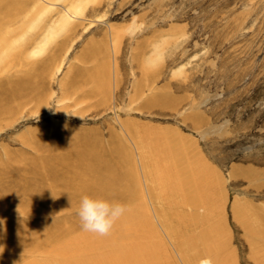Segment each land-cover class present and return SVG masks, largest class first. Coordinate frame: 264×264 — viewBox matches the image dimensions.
Segmentation results:
<instances>
[{"label":"rangeland","instance_id":"1","mask_svg":"<svg viewBox=\"0 0 264 264\" xmlns=\"http://www.w3.org/2000/svg\"><path fill=\"white\" fill-rule=\"evenodd\" d=\"M3 2L0 18L9 8L18 19L8 27V45L0 43V82H8L7 92L25 96L0 99V167L6 172L0 175V200L21 191L18 181L27 185L38 178L27 171L31 160L77 132L95 146L115 148L133 198L127 214L149 221L172 249L148 188L161 197L179 181L199 188V171L181 180L171 159L187 157L193 169L202 160L227 252L235 264L264 262V0ZM63 15L71 20L64 27ZM47 152L61 157L66 149ZM152 153L161 154L164 165L145 161ZM164 197L158 202L171 200ZM26 202L35 209L29 193L0 201V221L16 229L64 214L27 215L21 208ZM3 254L0 260L13 264L61 261L46 254Z\"/></svg>","mask_w":264,"mask_h":264},{"label":"bare ground","instance_id":"2","mask_svg":"<svg viewBox=\"0 0 264 264\" xmlns=\"http://www.w3.org/2000/svg\"><path fill=\"white\" fill-rule=\"evenodd\" d=\"M3 9H5L4 2L0 0V14H2ZM4 14H6L3 16L4 18H0V43L3 44L1 45L2 47L8 45V42H10V40H8V35L11 32L13 33L12 29L9 31L8 27L18 19L15 13L14 15L10 13L9 8ZM77 14L79 15V13ZM63 16L64 27L67 26L71 20L69 21L67 15V17L65 15ZM52 29L53 28L50 27L49 31ZM45 42H47L46 38L43 39L42 44ZM21 55H23V52ZM31 56H33V54ZM0 57L1 59L3 58L2 56ZM7 84L5 85L7 86ZM6 86L0 82V89L8 90L9 86L7 88ZM18 91L19 90L14 89L9 92H0V99L13 100L16 97L25 96V93ZM75 133V139L69 140L67 137V140H69L67 144L55 143L49 146L51 149L64 147L66 149V154L61 157H54L47 152L49 148L46 151L44 150V156H42L40 160L37 158L31 160L27 167V171L36 174L35 177L38 178L33 179L27 185L24 184L22 180L18 181L22 184L21 191L18 190L11 194L7 193L6 195L8 198H2L0 200L2 203H8L12 198H21L29 193L35 198V209L26 202L24 203L25 205L21 207L25 214H33L41 218L62 212H64V214L55 221H40L37 223L25 224L23 227L15 226L16 229L5 226L3 220H1V254L7 253V255L13 256L20 253H30L34 255L46 254L61 260L57 262L49 259L45 264H235L234 258H232L233 255L230 254L231 252H227V240L221 239L222 233L214 221L213 213L216 208V201L213 193L215 190L205 187L208 177L206 170L202 168H206L207 165L201 160V167L199 166L193 169V167L189 166L186 162L188 160L186 155V158L183 159L178 156L169 159H171V164L177 174L179 172L181 173H179L180 179L183 175L187 177V175L193 172L197 173L196 170L199 171L197 177V182L201 185L199 188L186 187L184 184H179L180 181L177 179L179 181L178 185H176L177 187L175 186V188L172 189V185L169 186L167 184L169 186V191L165 193L166 195L164 196H168L171 200L164 204L159 203L158 199L161 198L165 200L166 198L164 196L161 197V195L159 196V193L151 189L152 186L148 188L151 194L150 200L154 208V216H156V220L159 221L164 230V235H167L168 239L171 241L172 249H170L168 244H164L159 239L160 237L162 239L160 233L158 234L153 228L149 227V221L138 220L139 217L132 213L126 214L116 224L111 235L107 237H99L82 231L79 217L76 215L82 196L88 195L94 198L103 197L109 199V194L122 191L120 196L112 201L126 203L130 206V209L132 208L133 198L131 192L125 187L127 174H124L121 168V164L117 158L119 154L116 152L115 148L105 149L101 145L95 146L85 138L78 136L77 132ZM142 137L144 140L143 144H145L146 137ZM171 145L173 146V143ZM171 145H167L166 148L171 149ZM149 146H151V144ZM153 146H156V144ZM160 147H162V145H160ZM174 147L176 148V146H173V148ZM145 148H148L147 145ZM164 148L165 147L161 149L164 150ZM152 150L150 148L148 152L150 153ZM153 153L152 155H147L145 161L150 159V161H148V163H150L151 159H154L153 161L158 162L159 165L162 155ZM143 154H145L144 151ZM122 155H126V152L122 153L121 156ZM163 157L166 156L163 155ZM178 158L179 162L177 163ZM163 162L162 160V163H160L163 164ZM166 163L167 162H165V164ZM168 164L167 166H169ZM163 165H161V171L164 168ZM167 168L170 171L172 170L171 165ZM1 169L0 167V170ZM175 171L172 175L176 174ZM162 172L164 173L165 171ZM4 173L6 172L2 169L0 175ZM149 173L154 172L151 170ZM177 174L176 177H178ZM169 175H171L170 172ZM199 176H202L200 177L201 180ZM176 177L174 176L175 180ZM155 178H157V176ZM169 179L170 178L167 179V182L171 181ZM171 179L173 180V176ZM167 182H165V185ZM155 184H157V182ZM167 185L165 187H167ZM157 187L161 189V185H157ZM170 188L172 190H170ZM162 189L166 190L165 188ZM42 207L46 208V210L41 211ZM137 220L140 223H137ZM260 239L264 241V237ZM101 252L104 253L101 254ZM1 254L0 256L4 255ZM30 261L24 264H33ZM13 262L16 263L14 260ZM13 262L10 260H0V264H13ZM257 264H264V262L260 261V263Z\"/></svg>","mask_w":264,"mask_h":264},{"label":"clouds","instance_id":"3","mask_svg":"<svg viewBox=\"0 0 264 264\" xmlns=\"http://www.w3.org/2000/svg\"><path fill=\"white\" fill-rule=\"evenodd\" d=\"M130 210V206L123 202L84 195L80 199L76 215L82 231L107 237Z\"/></svg>","mask_w":264,"mask_h":264}]
</instances>
